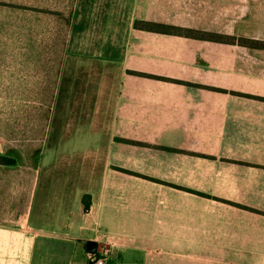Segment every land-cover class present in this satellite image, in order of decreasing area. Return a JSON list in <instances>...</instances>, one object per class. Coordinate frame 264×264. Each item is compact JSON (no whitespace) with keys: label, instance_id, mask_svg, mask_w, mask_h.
I'll use <instances>...</instances> for the list:
<instances>
[{"label":"crops","instance_id":"1","mask_svg":"<svg viewBox=\"0 0 264 264\" xmlns=\"http://www.w3.org/2000/svg\"><path fill=\"white\" fill-rule=\"evenodd\" d=\"M123 5L76 2L44 147L0 166L20 188L4 201L1 179L0 264H87L84 241L107 264L264 251V81L250 90L231 63L213 67L202 40L123 38Z\"/></svg>","mask_w":264,"mask_h":264},{"label":"rangeland","instance_id":"2","mask_svg":"<svg viewBox=\"0 0 264 264\" xmlns=\"http://www.w3.org/2000/svg\"><path fill=\"white\" fill-rule=\"evenodd\" d=\"M119 1L123 8L114 13L121 16L123 38L130 28L154 30L158 26L178 36H196L193 39L211 43L210 49L215 52L212 66L220 69L231 63L235 74L248 79L250 90L264 81V0ZM76 2L0 0V154L3 156L12 158L18 153L27 156L44 147ZM214 76L218 77L219 85H226L220 75ZM234 83L240 85L241 80L236 78ZM218 91L240 95L229 90ZM18 175L17 167L0 168V185L2 178L10 180L4 189V193L9 191L4 201L8 199L12 203L17 197ZM257 246V242H251L247 248L208 251L212 259H202L200 263L220 264L215 262L231 259L234 264H264V251Z\"/></svg>","mask_w":264,"mask_h":264},{"label":"trees","instance_id":"3","mask_svg":"<svg viewBox=\"0 0 264 264\" xmlns=\"http://www.w3.org/2000/svg\"><path fill=\"white\" fill-rule=\"evenodd\" d=\"M139 29L144 30V31H148V32L160 33V34L178 35L176 32L174 33V32L167 31V28L162 27V26H160V27L158 26V29H154V30L149 29V28H139ZM193 37L198 38L196 36H191V38H193ZM16 163H17L16 159L0 155V166H15Z\"/></svg>","mask_w":264,"mask_h":264},{"label":"built area","instance_id":"4","mask_svg":"<svg viewBox=\"0 0 264 264\" xmlns=\"http://www.w3.org/2000/svg\"><path fill=\"white\" fill-rule=\"evenodd\" d=\"M109 256V249L102 246L96 251V253L87 254V264H107Z\"/></svg>","mask_w":264,"mask_h":264},{"label":"water","instance_id":"5","mask_svg":"<svg viewBox=\"0 0 264 264\" xmlns=\"http://www.w3.org/2000/svg\"><path fill=\"white\" fill-rule=\"evenodd\" d=\"M83 245L88 253L94 254L97 250V244L95 242L84 241Z\"/></svg>","mask_w":264,"mask_h":264}]
</instances>
